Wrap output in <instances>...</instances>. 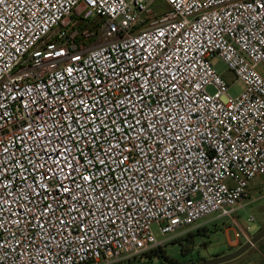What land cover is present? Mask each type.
I'll use <instances>...</instances> for the list:
<instances>
[{"label": "built area", "instance_id": "obj_1", "mask_svg": "<svg viewBox=\"0 0 264 264\" xmlns=\"http://www.w3.org/2000/svg\"><path fill=\"white\" fill-rule=\"evenodd\" d=\"M161 1L0 0V264H131L154 226L213 213L251 241L233 215L264 175V0Z\"/></svg>", "mask_w": 264, "mask_h": 264}, {"label": "rangeland", "instance_id": "obj_2", "mask_svg": "<svg viewBox=\"0 0 264 264\" xmlns=\"http://www.w3.org/2000/svg\"><path fill=\"white\" fill-rule=\"evenodd\" d=\"M149 6L156 12L165 14L167 6L161 0H146ZM169 9V8H168ZM78 16L75 14V18ZM79 27V28H78ZM76 28H78V37H81L79 42L84 48L92 47L104 42V22L99 17H92L91 19L77 20ZM83 36V38H82ZM214 67L219 75H221L230 84L229 94L232 97L238 96L243 86L241 83L230 81L229 77L233 74L229 71L227 65L221 60L213 61ZM234 78V76H233ZM209 92H213L209 88ZM251 188V198L242 202L243 205L239 207L233 215L234 221L244 229L251 237L255 236L259 231L258 229L264 228V175L254 179ZM220 213H213L196 223L197 229L193 227L194 238H189L187 234L183 235L185 231H177L174 234L161 235L154 226V232L158 241L165 242L163 244V254L151 257H142L131 262L132 264H198L203 259H209L214 255L229 254L233 248L236 240L232 232H226V227H234L231 218L219 217ZM253 217L254 222H249L248 219ZM257 231V232H256ZM186 233V232H185ZM183 235V236H182ZM182 236V237H181ZM253 238V237H252ZM239 248H234L236 251Z\"/></svg>", "mask_w": 264, "mask_h": 264}, {"label": "crops", "instance_id": "obj_3", "mask_svg": "<svg viewBox=\"0 0 264 264\" xmlns=\"http://www.w3.org/2000/svg\"><path fill=\"white\" fill-rule=\"evenodd\" d=\"M262 73L264 74V71L263 70H262ZM229 79H230L231 82H233V83L235 82V79L233 78V76H230ZM252 184H253V182L251 181V183H250V191H251V188H252ZM250 198H251V192H250L249 199ZM245 201H247V200H245ZM242 205H243V203H241L237 207V209L239 207H241ZM197 229L199 230L201 228L197 226ZM262 229L263 228L261 227V229H258L257 231H260ZM188 232H189L188 234H193V230H190ZM184 234H187V232L186 233L183 232V235ZM252 237H254V236H252ZM240 247H238V246L231 247V248H233V250L229 254L235 252L234 251V248H240ZM225 255H228V254H223V255L221 254L219 256L214 255L213 257H210L209 259H203L202 262L209 261V260L215 259L217 257L225 256ZM223 264H264V238L262 240H260L256 245H254L251 249H249L247 252H245L243 255L239 256L238 258H236V259H234L232 261H229V262H226V263H223Z\"/></svg>", "mask_w": 264, "mask_h": 264}, {"label": "water", "instance_id": "obj_4", "mask_svg": "<svg viewBox=\"0 0 264 264\" xmlns=\"http://www.w3.org/2000/svg\"><path fill=\"white\" fill-rule=\"evenodd\" d=\"M263 238H264V228L262 230H260L251 239L250 242L244 244L243 246H241L235 252H233L231 254H228V255H225V256L217 257V258L209 260V261H204V262H201V263H198V264H223V263L232 261V260L238 258L239 256L243 255L245 252H247L249 249H251L254 245H256Z\"/></svg>", "mask_w": 264, "mask_h": 264}, {"label": "snow or ice", "instance_id": "obj_5", "mask_svg": "<svg viewBox=\"0 0 264 264\" xmlns=\"http://www.w3.org/2000/svg\"><path fill=\"white\" fill-rule=\"evenodd\" d=\"M97 83H99V81H98ZM101 135H102V134H101ZM116 139H117V144H119V143H120V138H119V137H116ZM133 146H135L134 143H133ZM108 151H110V152H115V151H117V147H116L115 145H112V146L109 147ZM101 155L103 156L104 154H101ZM101 162L104 163L103 160H102ZM122 163H123V158H119V157H118V158H117V165L119 166V164H122ZM68 166H69V167H72V165H68ZM105 166H107V165H105ZM76 167H78V165H77ZM74 170H75V168H73V171H74ZM60 171H61V173H63L64 169L61 168ZM110 171H111V169H110ZM88 179H89V177H87V176L83 177V180H88ZM60 186L63 187V183H62V182H61V185H60ZM41 187H43V185H41ZM70 218H71V217H70ZM80 224L83 225V224H84V221L81 220V221H80ZM0 227H3V225H0ZM89 230H94L93 227H92L91 225H89ZM86 234H87V232L85 231V232H84V235H86ZM80 239L83 240V239H84V236L82 235Z\"/></svg>", "mask_w": 264, "mask_h": 264}, {"label": "trees", "instance_id": "obj_6", "mask_svg": "<svg viewBox=\"0 0 264 264\" xmlns=\"http://www.w3.org/2000/svg\"><path fill=\"white\" fill-rule=\"evenodd\" d=\"M79 28V27H78ZM78 28H76V30H78ZM79 31V30H78ZM78 35H80V32H79V34ZM78 35L76 36V39H77V41H80L81 40V37H78ZM82 38H83V36H82ZM189 238H194V234H188L187 235ZM163 254V249H162V247H159V248H157V249H155V250H153V251H151L149 254H147V255H145L144 257H149L150 255H152L151 257H153V256H155V255H159V254ZM217 256H219V255H217ZM132 264V263H131Z\"/></svg>", "mask_w": 264, "mask_h": 264}]
</instances>
